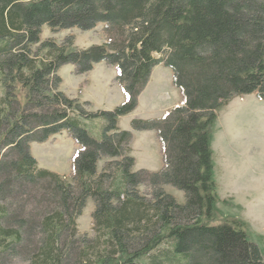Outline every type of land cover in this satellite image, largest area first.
<instances>
[{
  "label": "trees",
  "instance_id": "trees-1",
  "mask_svg": "<svg viewBox=\"0 0 264 264\" xmlns=\"http://www.w3.org/2000/svg\"><path fill=\"white\" fill-rule=\"evenodd\" d=\"M99 23L108 36L101 45L76 50L70 40L40 41L43 26L89 31ZM101 62L116 68L125 102L88 112V103L59 91L57 71L71 65L85 74ZM160 64L172 70L183 104L159 119L131 122L132 130L155 131L162 156L159 171L134 172L132 133L117 123L137 107ZM249 94L264 100V0H0V259L264 264L243 222L210 224L218 202L210 130L220 108ZM93 119L105 123L101 140L82 126ZM62 131L79 147L72 183L37 169L30 154L31 143ZM102 158L118 160L97 174ZM165 185L183 192L184 204ZM31 191L40 211L23 201ZM89 198L93 238L78 235L76 224Z\"/></svg>",
  "mask_w": 264,
  "mask_h": 264
},
{
  "label": "rangeland",
  "instance_id": "rangeland-1",
  "mask_svg": "<svg viewBox=\"0 0 264 264\" xmlns=\"http://www.w3.org/2000/svg\"><path fill=\"white\" fill-rule=\"evenodd\" d=\"M48 40L58 45L70 40V49L84 50L92 45L104 44L108 36L102 23L89 31L71 28L54 32L43 26L40 41ZM39 45L33 46L32 49L37 51ZM39 55L42 56L43 53ZM57 75L62 80L59 91L81 104L88 103L84 107L85 111H111L125 102V95L116 78V68L105 62L94 65L91 71L80 75L75 73L73 66L64 65L57 71ZM142 92L141 97L139 95L140 99L138 97L137 107L131 112V116L120 121V126L128 124L131 127V122L136 119H159L172 107L183 104L180 91L173 85L172 70L161 64L153 68ZM104 125V121L100 119L82 121V126L96 140H101ZM121 130L130 131L122 128ZM134 137L133 156L137 162L132 170L136 172L151 168V171H159L162 168V156L157 136L153 134L151 138L149 133L143 135L136 133ZM130 144L129 155L132 157ZM154 144L157 157L155 159L152 157L151 161H148L143 152L150 149L155 151ZM78 149L66 131L51 136L46 142L30 144V154L37 161V169L56 173L66 183H72V161ZM210 149L218 196L217 210L210 224H219L225 220L243 222L246 225L248 240L259 247L264 259V100L259 99L256 94L238 96L220 108L210 130ZM138 151H141V155ZM152 151L150 152L153 153ZM115 160L118 159L102 158L97 164V174ZM114 179L117 180V175ZM163 188L179 204H184L183 192L169 185ZM149 190L146 186L138 187L141 195H147ZM32 196H36L34 200ZM23 201H26L28 210L37 208L40 211L42 202L35 191H31L30 196H24ZM19 204L24 205L23 202ZM94 207V202L89 198L81 214L76 218L78 235L94 237L92 220ZM0 264L28 263L24 256L17 258L4 255L0 259Z\"/></svg>",
  "mask_w": 264,
  "mask_h": 264
},
{
  "label": "crops",
  "instance_id": "crops-1",
  "mask_svg": "<svg viewBox=\"0 0 264 264\" xmlns=\"http://www.w3.org/2000/svg\"><path fill=\"white\" fill-rule=\"evenodd\" d=\"M142 94H143V92H142ZM141 94V95H142ZM141 95H140V97H141ZM140 97H139V99H140ZM139 99H138V101H139ZM127 116H131V113H129V114H127V115H125V116H122V117H120L119 119H118V128L121 130V128L122 129H124V130H130L131 131V133H132V140H131V144H130V148H131V155H132V158L134 159V165H135V163L137 162L136 161V158L133 156V153H134V147H133V143H134V135L136 134V133H142V135L144 134V133H149L150 134V137L151 138H153V134H155L156 135V133H155V131H135V130H132V128L131 127H129L128 126V124L127 125H124V126H120V121L122 120V119H124V118H127ZM164 116V115H163ZM162 116V117H163ZM157 119V118H156ZM154 146H155V151H152L151 149L150 150H148L147 152H143V154L145 155V158L148 160V161H151V158L153 157V159H155L156 157H157V149H156V145L154 144ZM153 146V147H154ZM147 149V148H146ZM150 151H152L153 153H151ZM160 151H161V148H160ZM138 153L141 155V151H138ZM155 156H154V155ZM141 170H147V171H150V172H154V171H151V168H147V169H141ZM157 172V171H156Z\"/></svg>",
  "mask_w": 264,
  "mask_h": 264
}]
</instances>
